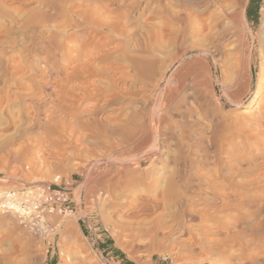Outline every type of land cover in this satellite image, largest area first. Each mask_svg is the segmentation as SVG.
Segmentation results:
<instances>
[{"label": "rangeland", "instance_id": "rangeland-1", "mask_svg": "<svg viewBox=\"0 0 264 264\" xmlns=\"http://www.w3.org/2000/svg\"><path fill=\"white\" fill-rule=\"evenodd\" d=\"M133 3L0 0V196L67 186L73 201L17 221L0 197V264L264 261L260 15L249 0L244 43L203 57V22L177 50L158 3Z\"/></svg>", "mask_w": 264, "mask_h": 264}, {"label": "bare ground", "instance_id": "bare-ground-1", "mask_svg": "<svg viewBox=\"0 0 264 264\" xmlns=\"http://www.w3.org/2000/svg\"><path fill=\"white\" fill-rule=\"evenodd\" d=\"M90 1V0H89ZM94 1V0H93ZM114 1V3L117 1V0H112ZM127 1V0H126ZM132 2H137V3H143V2H157L158 3V15L160 16V18L162 19V21L164 22V20H170L172 23V27L176 30V48L177 50L180 49V47L182 48V46L185 44V42L188 40L189 38V28L192 27V25L196 22L198 23H202L201 27L199 25V28H198V31L201 35H203L204 38H202L203 40V44L201 45L200 49H198V53L203 55V57H208L210 55H214L213 57H216L217 53L220 54L219 52L222 51L223 47L225 46V44L227 45V41H228V44H229V41H230V44L232 43L233 47H235V44L237 43V46H239V44L241 45L242 43V29H241V26H242V21L245 20L246 22V15H245V7L247 6L249 0H129ZM87 2V1H86ZM95 3V2H94ZM103 3V2H102ZM113 3V2H112ZM133 3V4H134ZM249 5V4H248ZM112 7V6H111ZM211 8H214L213 11L210 12ZM95 9V8H94ZM92 10V9H90ZM121 10V9H119ZM118 10V11H119ZM92 12V11H91ZM99 12V11H98ZM97 12V13H98ZM126 12V11H125ZM129 12V11H127ZM92 14V13H91ZM90 14V15H91ZM120 14V13H119ZM122 14V13H121ZM127 14H131V11ZM116 16V15H115ZM121 16V15H120ZM129 17V15H127ZM101 17V16H100ZM124 17V16H123ZM132 17V16H131ZM121 18V17H119ZM114 19V18H113ZM133 19V18H132ZM97 20V19H96ZM119 21V20H117ZM162 24L164 25L165 22ZM124 23V22H123ZM145 23V22H144ZM151 23V22H150ZM118 24V23H117ZM161 24V23H160ZM159 24V25H160ZM167 24V23H166ZM153 25V24H152ZM197 27H198V24H196ZM150 26V24H149ZM162 26V25H161ZM165 26V25H164ZM225 26H228V29L227 30H220L221 28L225 27ZM108 27V26H107ZM143 27H144V24H143ZM163 27V26H162ZM129 29V28H128ZM142 29V28H141ZM163 28H161L162 30ZM261 29L263 30L264 32V23L261 25ZM123 30V28H122ZM166 30V28H165ZM172 30V31H173ZM216 30V31H215ZM218 30V31H217ZM220 30V31H219ZM244 30V29H243ZM114 31V30H113ZM132 31V30H131ZM160 31V30H159ZM168 31V30H167ZM215 31V33H214ZM155 32V31H154ZM161 32V31H160ZM164 33V32H163ZM166 33V31H165ZM174 34V32H172ZM196 33V32H195ZM127 34V33H126ZM152 34V33H151ZM161 34V33H160ZM159 34V35H160ZM199 34V35H200ZM244 34V32H243ZM164 35V34H162ZM198 36V35H197ZM161 37V35H160ZM136 38V37H135ZM162 38V37H161ZM138 39V38H137ZM197 39V38H196ZM144 41V40H143ZM163 41V40H162ZM200 41V39H199ZM195 43V42H194ZM235 43V44H234ZM239 43V44H238ZM244 43V42H243ZM242 43V44H243ZM150 44V43H149ZM173 44V43H172ZM231 46V47H232ZM242 46H245V45H242ZM241 46V47H242ZM166 47V46H165ZM240 47V46H239ZM195 48V47H194ZM198 48V46H197ZM228 48V46H227ZM245 48V47H244ZM192 49V48H190ZM222 49V50H221ZM234 49V48H233ZM237 49V48H236ZM236 49H234V51H236ZM136 50V49H135ZM195 50V49H194ZM228 50V49H227ZM188 51V50H187ZM186 51V52H187ZM177 52H180V51H177ZM224 52V51H223ZM250 52V51H249ZM181 55V54H180ZM179 55V56H180ZM184 56V55H183ZM187 56V55H186ZM195 56V55H194ZM202 57V58H203ZM199 58V56H198ZM220 58V57H219ZM218 58V59H219ZM205 59V58H204ZM208 59V58H207ZM203 60V59H202ZM200 60V61H202ZM139 61V60H138ZM196 62V61H195ZM203 62V61H202ZM144 64V63H143ZM195 65V64H194ZM198 65V63H197ZM201 65V64H199ZM167 66V65H166ZM194 67V66H193ZM192 66L190 68H193ZM196 69V68H195ZM184 70V69H183ZM186 70V69H185ZM192 70V69H191ZM193 71V70H192ZM182 72V71H181ZM182 74V73H181ZM180 75V74H179ZM178 76V75H177ZM182 77V76H181ZM177 78V77H176ZM180 79V78H179ZM183 79V78H182ZM172 82V80H171ZM174 83V82H173ZM179 83H181V80H179ZM200 83V82H198ZM194 84V83H193ZM199 85V84H197ZM183 86V85H182ZM171 87V86H169ZM168 89V88H167ZM174 89V88H173ZM176 89V88H175ZM171 90V89H170ZM176 92V91H175ZM178 92V91H177ZM163 93V92H162ZM169 94V93H167ZM200 96V95H199ZM174 97V96H173ZM168 104V103H167ZM166 108V107H165ZM164 109V108H163ZM180 109V108H179ZM156 116V115H155ZM154 116V118H155ZM165 119V118H164ZM165 123V122H164ZM52 124V123H50ZM70 124V123H69ZM141 124V123H140ZM38 125V124H37ZM72 125V124H71ZM76 125V124H74ZM40 127V126H38ZM64 127V126H63ZM67 127V126H66ZM76 127V126H75ZM70 128V127H68ZM135 128V127H134ZM18 129V128H17ZM23 129V128H22ZM25 129V128H24ZM33 129V128H31ZM136 129V128H135ZM28 129H26L27 131ZM124 130V129H123ZM131 130V129H130ZM145 130V129H143ZM73 131H75L73 129ZM127 131V130H126ZM136 131V130H135ZM23 132V131H22ZM28 132V131H27ZM48 132V131H47ZM125 132V131H123ZM74 133V132H73ZM148 133V132H147ZM25 134V133H24ZM141 134V133H140ZM139 134V135H140ZM18 135H19V132H18ZM36 135V134H34ZM41 135V134H40ZM39 135V137H40ZM76 135V134H75ZM135 135V134H134ZM24 135H22L23 137ZM26 136H27V133H26ZM25 136V137H26ZM30 136V135H28ZM37 136V135H36ZM24 137V138H25ZM35 137V136H34ZM21 138V136H20ZM29 139H27L26 137V140L28 141H32L30 140L31 137H28ZM33 138V137H32ZM38 138V137H36ZM35 138V139H36ZM41 138V137H40ZM150 138V137H149ZM264 138V137H263ZM15 139V138H14ZM70 139V138H69ZM133 139V138H132ZM141 139V138H140ZM147 139V137H146ZM6 141V139H5ZM18 141V140H17ZM23 141V139H22ZM27 141V142H28ZM35 141V140H34ZM132 141V140H131ZM140 141V140H139ZM146 141V140H145ZM148 141V140H147ZM8 141H6L7 143ZM24 142V141H23ZM26 141L24 142V144L26 145L27 147V144H30V142L27 143ZM33 142V141H32ZM42 142V140H41ZM27 143V144H26ZM8 144V143H7ZM22 145V147H18L19 149H25L23 146V143H20ZM34 144V143H33ZM38 144V143H37ZM47 144V143H46ZM143 144V143H142ZM42 145V144H41ZM40 145V146H41ZM44 145V144H43ZM13 146V144H12ZM31 147V145H29ZM34 147V146H33ZM9 148V147H8ZM16 148V147H15ZM17 148V149H18ZM28 148V147H27ZM39 148V147H38ZM30 149V148H29ZM4 150V149H3ZM11 151V150H10ZM26 151V150H24ZM5 152V151H4ZM21 152V151H20ZM3 153V152H2ZM26 153V152H25ZM17 154V153H16ZM15 154V156H16ZM21 155V153H20ZM24 156V154H23ZM6 157V155H5ZM27 157V156H26ZM18 158V157H17ZM112 161V160H111ZM93 167V166H92ZM261 167V166H260ZM260 169V168H259ZM90 171V170H89ZM125 172V171H124ZM122 173V172H121ZM104 174V173H103ZM264 175V173H263ZM126 176V175H125ZM57 178V177H56ZM60 178V177H59ZM97 178V177H96ZM115 178V177H114ZM123 178V177H122ZM264 178V177H263ZM182 179V178H181ZM98 180V179H96ZM122 180V179H121ZM124 180V179H123ZM130 180V179H129ZM259 180V179H258ZM264 180V179H263ZM114 181V179H113ZM126 181V180H125ZM181 181V180H180ZM260 181L262 182V179L260 178ZM121 182V181H120ZM117 183V182H116ZM254 183V182H252ZM115 184V183H114ZM95 185V184H94ZM108 185V184H107ZM257 185H259L257 183ZM7 186V185H6ZM97 186V185H96ZM255 186V184H254ZM11 187V186H10ZM13 187V186H12ZM22 187V186H21ZM94 188V187H93ZM105 188V187H104ZM114 189V188H112ZM22 190L20 193L18 194H14V193H11V192H6V193H3L2 196H0L1 198L4 197V199L6 200V202L9 203V205L11 206L8 214L10 216V218H14L17 220V215L18 214H21V215H26L25 217H29L27 215L28 212H26L27 209H29V212L30 210L34 209L36 204H35V201L34 199L35 198V193L34 191L32 192H26L24 191L23 189H20ZM96 191V190H95ZM101 191V190H100ZM104 191V190H103ZM114 193V192H113ZM110 194V193H109ZM111 195V194H110ZM119 198V197H118ZM114 199V198H113ZM3 201V200H2ZM147 201V200H146ZM151 201V199L149 200ZM5 202V203H6ZM110 202V201H109ZM117 202V201H115ZM259 202V201H258ZM246 203V202H245ZM130 204V203H129ZM149 204V203H148ZM153 204V203H152ZM243 204V203H242ZM26 205V206H24ZM114 205V204H113ZM119 205V204H117ZM156 205V204H155ZM7 206V205H6ZM23 206L26 207V209L23 210ZM39 206V205H38ZM152 206V205H151ZM244 206V205H243ZM257 206V205H256ZM120 207V206H118ZM144 207V206H143ZM153 207V206H152ZM245 207V206H244ZM249 207V206H248ZM261 207V206H260ZM241 208V207H240ZM264 208V207H263ZM36 210V209H35ZM143 210V209H142ZM40 211V210H39ZM138 211V210H137ZM136 211V212H137ZM149 211V210H148ZM243 211V210H241ZM35 212V211H32V213ZM107 212V211H106ZM246 212V211H245ZM260 212V211H259ZM37 213V212H35ZM108 213V212H107ZM132 213V212H131ZM126 214L125 217L127 219H131L132 220L134 219V217L136 218L137 217V214L138 213H132V214ZM250 213V212H249ZM6 213V215H8ZM31 214V213H30ZM136 214V216H135ZM117 215V214H116ZM139 215V214H138ZM191 215V214H190ZM246 215V214H245ZM143 216V215H142ZM262 216V215H261ZM53 217V216H52ZM51 217V218H52ZM144 217V216H143ZM30 218V217H29ZM50 218V217H49ZM21 219H24V218H21ZM120 219V218H119ZM137 219V218H136ZM139 219V218H138ZM144 219V218H143ZM142 219V220H143ZM19 220V219H18ZM17 220V221H18ZM117 220V219H116ZM115 220V221H116ZM5 221V220H4ZM14 221V220H13ZM22 221V220H21ZM25 221V219H24ZM11 222V221H10ZM13 223L12 222V226H13ZM18 223V222H17ZM117 223V222H116ZM243 223V222H242ZM8 224V223H7ZM18 227V226H17ZM65 229L67 230L68 233H73L74 232V227L75 225H73L72 223L70 222H66L65 224ZM45 228V227H44ZM129 228V227H128ZM131 228V226H130ZM15 229V228H14ZM262 229V228H261ZM65 230V231H66ZM130 230V229H129ZM259 230V229H258ZM128 231V230H126ZM255 231V230H254ZM257 232V230H256ZM259 235H262V234H259ZM257 236V234H256ZM264 236V235H263ZM262 237V236H261ZM255 238V237H254ZM259 238V237H258ZM249 240V239H247ZM257 240V239H256ZM255 240V241H256ZM263 240V239H262ZM246 242V241H245ZM243 243V242H242ZM252 243V242H251ZM246 244V243H245ZM248 244V243H247ZM246 244V245H247ZM252 245V244H251ZM243 246V245H242ZM241 246V247H242ZM251 249V248H250ZM254 252V251H253ZM252 252V253H253ZM243 256V254H242ZM241 256V257H242ZM247 256V255H246ZM253 256V255H251ZM262 256V255H261ZM240 257V258H241ZM245 257V256H244ZM245 259V258H244ZM253 259V258H252ZM258 259V257H257ZM251 260V264H264V261L259 262V260ZM64 260V259H63ZM61 260V261H63ZM247 260V258H246ZM249 260V259H248ZM264 260V259H263ZM241 264H248L246 261H242Z\"/></svg>", "mask_w": 264, "mask_h": 264}, {"label": "built area", "instance_id": "built-area-1", "mask_svg": "<svg viewBox=\"0 0 264 264\" xmlns=\"http://www.w3.org/2000/svg\"><path fill=\"white\" fill-rule=\"evenodd\" d=\"M259 22L260 27L264 23V3L260 8L259 12ZM70 189L65 186H57V187H48L47 189L40 190L38 194H36V197H38L37 202L39 203V206L36 202V210L42 211H59V212H67L69 210L70 204L73 202L70 199V194L68 193ZM45 207L43 208V206ZM43 208V209H42Z\"/></svg>", "mask_w": 264, "mask_h": 264}, {"label": "trees", "instance_id": "trees-1", "mask_svg": "<svg viewBox=\"0 0 264 264\" xmlns=\"http://www.w3.org/2000/svg\"><path fill=\"white\" fill-rule=\"evenodd\" d=\"M261 6V0H250L249 6L247 8V18L251 23L257 24L258 23V14ZM119 257H122L124 259V255L117 251L115 252ZM55 262V258L52 259V264ZM124 264H133L132 262H129L125 260Z\"/></svg>", "mask_w": 264, "mask_h": 264}]
</instances>
